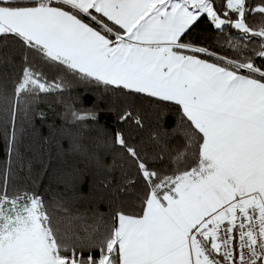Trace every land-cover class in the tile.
Instances as JSON below:
<instances>
[{
	"label": "snow or ice",
	"instance_id": "1",
	"mask_svg": "<svg viewBox=\"0 0 264 264\" xmlns=\"http://www.w3.org/2000/svg\"><path fill=\"white\" fill-rule=\"evenodd\" d=\"M5 63L0 264H264V0H0ZM68 76L115 116L97 144L112 163L91 157L119 172L107 214L76 208L74 168L50 194L23 164L18 121L46 119L35 106ZM84 99L65 118L99 124Z\"/></svg>",
	"mask_w": 264,
	"mask_h": 264
},
{
	"label": "trees",
	"instance_id": "2",
	"mask_svg": "<svg viewBox=\"0 0 264 264\" xmlns=\"http://www.w3.org/2000/svg\"><path fill=\"white\" fill-rule=\"evenodd\" d=\"M216 33L204 27H197L193 30L191 38L207 45H215L213 37ZM15 46L9 45V51ZM15 59V58H14ZM18 63V60H16ZM14 69L10 64L5 63L0 67V92L11 91V77ZM71 88L61 98L56 96H41L35 111H44L47 118L44 120L36 118L34 124L18 121L17 127L23 125L24 135L20 151L23 154L25 169L30 163L32 175L37 177L40 190H49L50 194H64L68 171L75 169L74 175L81 178L77 183L74 192L78 199L76 208L83 211H96L100 214L109 212V202L114 199V190L120 184L119 172L109 173L104 168L98 167L94 159L95 154L103 164L112 163V156L104 147H97L98 142L104 141L107 137L105 132H112L115 125V116L107 114L108 97L102 91L90 90L89 86L81 83L71 76L67 77ZM84 99V106H91L95 102L101 109L99 124L89 123L87 126L73 125L71 117L65 118V105L76 103ZM77 108L81 107L76 104ZM147 107V103H144ZM179 143V138L174 145ZM79 145L80 151H73V146ZM5 144L3 128L0 126V161L5 159ZM23 177L25 171L21 170ZM107 181H113L110 187H105ZM139 189L130 190L127 193H116L120 200L131 201L135 198L134 192ZM87 254V253H86Z\"/></svg>",
	"mask_w": 264,
	"mask_h": 264
}]
</instances>
